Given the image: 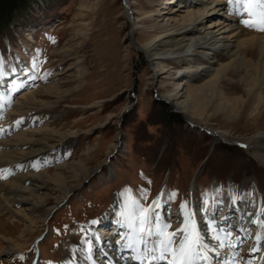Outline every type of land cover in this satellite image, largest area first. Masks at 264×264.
<instances>
[{
  "label": "rangeland",
  "instance_id": "374dc122",
  "mask_svg": "<svg viewBox=\"0 0 264 264\" xmlns=\"http://www.w3.org/2000/svg\"><path fill=\"white\" fill-rule=\"evenodd\" d=\"M28 1L27 8L16 16L8 30L0 33V56L11 75L19 74V69L27 74L29 67L50 80L33 81L29 88L20 91L13 105L22 104L24 110L21 113L16 107L14 115H28L31 119L41 113L40 131L36 130L35 138L41 139L43 159L53 157L49 153L52 148L64 149L69 141L74 143L60 162L37 167L36 172L45 174L43 181L50 186L48 176L64 170L69 172L68 181L76 182L82 176L81 169L96 167L114 154V145H120L119 130L123 141L110 163L106 160L101 171L63 200L46 226L41 215L34 230L22 238L28 243L9 256L0 255V264L58 263L68 240L89 235L90 223L110 208L115 196L128 200L131 207L135 201L145 208H151L160 198L152 224L155 227L157 217L161 224L164 215L168 218L169 232L174 231L173 217L178 218L189 201L194 180L197 190L194 212L204 218L208 206L220 210L227 207L231 184L243 185L246 178L249 179L240 198L242 204L252 209L260 198L264 199V165L246 147L213 142L211 135L187 125L185 113L175 112L160 99H164L161 94L165 93L197 90L210 77L193 81L186 79V75L177 78L159 75L156 83L148 58L134 45L141 46L153 39L159 33L157 24L161 26L167 16H173L171 25L177 26L185 15V12L178 14L176 9L183 5L180 0L155 3L129 0L133 2L131 11L139 26L135 30L127 17L124 0ZM225 15L220 12V16ZM238 17L239 23L248 19L245 13ZM212 20L209 18L207 24ZM241 25L248 34L254 28ZM260 33L263 35L264 31ZM203 57L200 54L205 63ZM186 80L190 82L183 83ZM50 86L56 87L53 91L56 98L48 104L22 102L25 95ZM221 89L232 100L207 93L210 98L198 101L195 98L194 105L193 101L186 104L187 114L200 124L207 123L212 129L220 128L239 139L264 132V115H257L256 111L264 109V100L244 97L237 101L238 92L230 86ZM127 108L130 109L122 115ZM70 163L78 167V175L65 167ZM48 199L50 206L56 205L55 196L50 194ZM112 220L115 217L106 224L110 228ZM117 220L123 221L120 217ZM26 223L0 214V234L17 237ZM40 236L43 238L37 253L33 244ZM4 247L5 244L0 245V251ZM261 250L259 247L244 251L243 245H237L214 254L220 260L216 264H225L231 255L242 252L248 254L250 263H260L264 262Z\"/></svg>",
  "mask_w": 264,
  "mask_h": 264
},
{
  "label": "bare ground",
  "instance_id": "6f19581e",
  "mask_svg": "<svg viewBox=\"0 0 264 264\" xmlns=\"http://www.w3.org/2000/svg\"><path fill=\"white\" fill-rule=\"evenodd\" d=\"M124 1L127 3V17L135 30L139 26L131 11L133 2ZM149 1L155 3L157 0ZM180 3L183 5L176 8L178 14L185 12V15L178 20L177 26L171 25V19L174 17L167 16L161 26L157 24L159 33L157 32L153 39L141 46L134 44L135 47L148 58L153 67L152 74L156 83H158L156 79L159 75H163L162 78L186 75V79L193 81L202 76L210 77L203 85L197 87V90L185 91L187 94L165 93L161 96L173 109L185 113L188 121L193 124L192 127L199 128L201 131L204 128L210 132L213 142L239 143L242 147H246L253 158L264 165V132L239 139L220 128L212 129L207 123H198L199 121L191 118L186 111L187 103L194 102L195 98L197 101L202 97L210 98L211 96L207 93L211 92L232 100L226 96L223 88L221 89L224 86H230L240 94L236 98L237 101L241 98L245 99L244 97L257 101L264 100V34L262 35L260 33L262 31L257 28H253L248 34L245 27L239 23V15L233 14L228 0H180ZM220 12L226 15L220 16ZM209 18L213 20L207 24ZM200 54H204L205 63L200 60ZM218 56H224L225 59L220 60ZM18 60L20 65V59ZM30 70L27 67L26 71L29 72L27 74L23 69H19L21 72L16 75L6 74L4 62L0 56V214L11 215L20 222L27 221L25 228L20 230L21 234L19 233L17 237L0 234V245L5 244L0 251L1 256H9L26 245L27 239L22 238L32 229L34 230V225L38 224L37 221L40 220L41 215H44L43 222L46 226L56 207L75 194L86 179L105 166L109 157L96 167L81 169L82 176L76 182L68 181L70 176L66 170L63 173L48 176L52 182L51 186L49 182L43 181L42 176L45 174H38L37 167L57 164L67 155L68 149L74 143L72 140L69 141L64 149L52 148L49 153L53 157L43 159L41 139L35 138L36 130L40 131L38 129L42 122L41 113L31 119L27 118L28 115H14V108L17 107L21 113L24 110L22 104H20L22 107L13 105V100L20 91L29 88L33 81L43 83L50 80L46 78L47 76H40L37 70ZM59 74L57 72L56 76ZM189 80L183 83L188 84ZM54 86L43 87L29 93L24 96L22 102L48 104L56 98L53 92L56 88ZM194 104L195 102L191 105ZM256 111H258L257 115H264V109L258 108ZM118 148L120 146L116 143L113 149ZM65 167L72 168L71 173L78 175V167H74L72 163ZM248 179L244 180L243 185L231 184L227 207L220 210L216 206H208L206 218L194 212L197 206L196 181L191 183L189 201L180 211L181 215L178 218L173 217L172 222L173 233L177 234L174 237L177 243L183 238L184 233L181 229H184L186 224L194 226L199 233L202 250L196 264H209L212 261L216 264L220 260L217 255H213L215 252L231 250L237 245H243L244 251L261 247L264 254V199L260 198L259 204L252 209L240 201ZM50 194L55 196L56 205L48 204ZM159 199L155 200L151 207L152 223L153 212L155 206L159 204ZM126 205L131 207L128 200L115 196L110 208L99 219L93 220L95 223L93 221L90 223L89 235L80 240L74 237L68 240L56 264H126L128 261L139 262L141 259L137 257L141 256L150 260L144 251L143 241H146L147 247L151 249L156 242V237L145 234L142 241L139 233H133L123 215ZM232 213L235 216H231ZM114 217L116 221L112 220L113 227L110 228L106 224ZM119 217L123 221L117 220ZM167 220L168 218L162 215L161 224H166ZM122 222L123 225H121ZM153 230H155L154 226ZM42 238L43 236H40L34 241L33 245L37 253H39V243ZM36 257L34 260H37ZM150 261L152 264H166V261ZM28 264H35V261H30ZM225 264H264V262L262 260L260 263H250L248 254L242 252L239 255H231L230 260H227Z\"/></svg>",
  "mask_w": 264,
  "mask_h": 264
},
{
  "label": "snow or ice",
  "instance_id": "6c2138e0",
  "mask_svg": "<svg viewBox=\"0 0 264 264\" xmlns=\"http://www.w3.org/2000/svg\"><path fill=\"white\" fill-rule=\"evenodd\" d=\"M228 4L232 6L233 14H247L248 19L241 20V23L264 31V0H228ZM132 203L133 207L126 205V211L123 214L127 226L133 233H139L142 241L145 234L156 237V242L151 249L147 247V242L143 241L148 259L166 261V264H196L202 249L199 233L194 226L186 224L185 228L181 229L184 233L183 238L177 243L174 239L177 234L167 231L169 225L160 224L159 217L153 230L150 218L151 208H145L135 201ZM137 259H144V257H137Z\"/></svg>",
  "mask_w": 264,
  "mask_h": 264
},
{
  "label": "trees",
  "instance_id": "16d2710c",
  "mask_svg": "<svg viewBox=\"0 0 264 264\" xmlns=\"http://www.w3.org/2000/svg\"><path fill=\"white\" fill-rule=\"evenodd\" d=\"M28 0H0V33H4L16 16L27 8Z\"/></svg>",
  "mask_w": 264,
  "mask_h": 264
},
{
  "label": "water",
  "instance_id": "95a60500",
  "mask_svg": "<svg viewBox=\"0 0 264 264\" xmlns=\"http://www.w3.org/2000/svg\"><path fill=\"white\" fill-rule=\"evenodd\" d=\"M124 4H125V1H124ZM127 5V3L125 4V6ZM161 100H163V101H165L164 99H162V98H160ZM165 102H167V101H165ZM168 103V102H167ZM169 104V103H168ZM130 108H127L123 113H122V115L124 114V113H126L128 110H129ZM175 112H178V113H180L179 111H176L175 110ZM181 114V113H180ZM183 115V114H182ZM184 119L186 120V122H187V125H191V126H193V124H191L188 120H187V118H186V116H184ZM120 124V123H119ZM119 134H120V145L122 144V141H123V133L121 132V130H119ZM202 132H206L207 134H209V135H211V133L210 132H208V131H206L204 128H202ZM227 144V143H226ZM233 144H235L236 146H239V147H241L242 148V146H241V144H239V143H233ZM119 145V146H120ZM121 147V146H120ZM118 153V150L116 151L115 150V152H114V154H112L111 156H109L108 157V159H107V161H108V163H110V159L115 155V154H117ZM102 169V168H101ZM101 169H99V171H101ZM98 171V170H97ZM200 171V170H199ZM95 174V173H94Z\"/></svg>",
  "mask_w": 264,
  "mask_h": 264
}]
</instances>
